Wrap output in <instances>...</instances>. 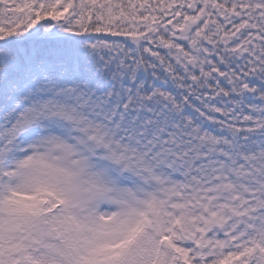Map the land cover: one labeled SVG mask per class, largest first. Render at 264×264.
<instances>
[{
  "label": "snow or ice",
  "instance_id": "1",
  "mask_svg": "<svg viewBox=\"0 0 264 264\" xmlns=\"http://www.w3.org/2000/svg\"><path fill=\"white\" fill-rule=\"evenodd\" d=\"M0 264H264V0H0Z\"/></svg>",
  "mask_w": 264,
  "mask_h": 264
}]
</instances>
